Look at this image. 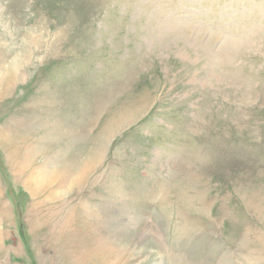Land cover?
Returning <instances> with one entry per match:
<instances>
[{"label":"rangeland","instance_id":"obj_1","mask_svg":"<svg viewBox=\"0 0 264 264\" xmlns=\"http://www.w3.org/2000/svg\"><path fill=\"white\" fill-rule=\"evenodd\" d=\"M0 264H264V0H0Z\"/></svg>","mask_w":264,"mask_h":264}]
</instances>
